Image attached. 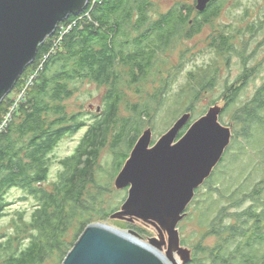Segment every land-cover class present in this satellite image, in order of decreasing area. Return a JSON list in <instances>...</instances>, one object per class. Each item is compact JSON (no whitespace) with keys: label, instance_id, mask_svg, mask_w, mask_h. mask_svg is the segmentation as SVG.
Instances as JSON below:
<instances>
[{"label":"trees","instance_id":"obj_1","mask_svg":"<svg viewBox=\"0 0 264 264\" xmlns=\"http://www.w3.org/2000/svg\"><path fill=\"white\" fill-rule=\"evenodd\" d=\"M92 5L91 2L81 14H71L60 22L72 27L59 46L52 51L59 37L56 31L40 45L35 63L25 69L11 95L0 104L1 122L13 104L15 93L27 84L30 75L43 62L28 86L25 100L0 133V219L6 214L7 206L13 204L7 199L10 189L22 188L27 195L20 199L31 196L35 200L29 216L27 209L16 211L15 223L24 221L27 216L25 229L12 234L0 231V264H47L49 261L62 264L86 226L98 221L95 216L107 220L110 212L113 215L119 211L122 203L113 208H97V199L104 190L97 179L101 152L107 146L111 148L115 157L113 166L119 173L139 137L146 128H152L148 125L156 117L157 105H165L169 76L158 79L160 55L175 41L191 36L198 23L192 15V5L176 4L158 18L150 11L151 0H97ZM223 6L220 0L209 3L207 9L200 12L203 20L196 26L197 30L211 23ZM88 11L92 20L85 17ZM257 28L258 24L252 27L255 31ZM215 47L225 54H239L230 36L221 37ZM241 58L248 63L244 52ZM244 71L246 76L240 85L227 87L223 113L237 102L247 86L251 72L247 68ZM217 76L213 74L204 79L193 73L192 94L181 115L193 111L202 92L214 87ZM80 79L107 87L103 114L95 116L99 118H94L75 151L60 160L61 169L50 186L51 153L55 146L65 136L88 126V122L81 119V113L69 114L65 106V101L75 94V83ZM153 81L159 82L154 92L144 101L128 103L130 113L123 116L125 88ZM251 98L235 114L234 120L244 126L242 132L234 134L233 130L234 141L209 179L197 188L196 197L190 203V207L201 210V224L208 227L203 239L212 235L218 237L212 248L202 240L195 245L193 261L199 264H264V176L249 191L243 192L242 201L234 203L237 209L250 199V206L232 212L228 204L223 203L237 186V176L243 169H238L236 164L241 154L253 157L254 152H259L264 165V82ZM174 101L179 105L178 100ZM166 108L170 115L172 109L169 105ZM174 110L178 116V109ZM186 127L179 137L190 124ZM260 171L264 174L262 169ZM230 174L231 178L223 183ZM202 192L206 195L201 198ZM226 218L235 222L226 223ZM71 229L74 233L68 238ZM138 232L140 237L146 234L140 228ZM231 238H234V247L228 240ZM181 241L185 243L184 239ZM199 253L207 255L208 261L200 260Z\"/></svg>","mask_w":264,"mask_h":264},{"label":"rangeland","instance_id":"obj_2","mask_svg":"<svg viewBox=\"0 0 264 264\" xmlns=\"http://www.w3.org/2000/svg\"><path fill=\"white\" fill-rule=\"evenodd\" d=\"M151 1L152 5L150 11L154 18H158L163 13L170 11L176 4L181 6L192 5V15L194 19L198 21L193 27L194 29L191 28L193 30L191 36H186L175 41L174 44L168 48L167 52L160 55L161 74L158 75V79L168 75L169 85L167 87L168 91L167 97L165 98V105H157L158 109L154 114L156 117L153 123L148 125L154 129L152 137L153 143H156V140L168 131L170 126L173 125L177 118L181 117V113L187 107L188 96L192 94L190 86L194 72L204 79L213 74H217L218 76L214 87H208L206 92H202L194 103L193 111L190 112L191 119L188 121L187 125L193 123L195 119L202 115H205L206 111L214 107V103L217 101L223 106L225 103L223 96L227 91V87L240 85L241 79L246 76V72L244 71L246 68L251 72L248 77V84L239 95L237 102L224 111V113L221 112L222 114L220 116V121L224 125L234 126L232 129L234 130V134L237 131L242 132L244 126L234 120L235 114L245 103L252 99L251 97L264 82V0H220L224 5L223 9L216 18L212 19L211 23L205 24L201 30H197L196 28L199 22L203 20L200 11L196 9L197 0ZM255 24H258L256 31L252 29ZM132 31L136 34L135 28H132ZM223 36H230L233 45L237 51H239L238 55L235 52L225 54L216 49L215 46ZM243 52L249 59L247 64H245L244 59L241 58ZM75 85V94L65 101L66 110L69 114L81 113V119L88 122V126L82 128L73 135L65 136L55 146L51 153L52 161L50 163V179L48 180V185L50 184V186H52L53 182L57 179L61 169L60 160L71 155L75 151L77 144H79L82 137L85 135L87 128L90 127L94 118H99L95 116H101L103 114L105 106L104 96L107 92V87L105 85L100 86L96 84V82L88 79L77 80ZM158 86L159 82L153 81L149 83H140V85L131 88H125L127 96L121 107V114L123 116H128L130 109L127 110L126 105L128 103L133 104L146 100L149 94L154 92V87ZM195 86L198 90L200 89L196 83ZM174 99L179 101V105L176 104ZM154 104H157V102L154 101ZM167 105L172 109L169 111L170 115L167 114L169 110L166 108ZM174 108L178 109V116L175 114ZM232 138L234 141V136ZM261 155L262 154L259 152H254L253 157H244L241 154L240 159L236 163L239 165L237 166L238 169L243 167L242 172L237 176V186L234 188L235 191L229 195L228 199L223 201V203L228 204L232 212L240 211L252 204L250 199L245 200L243 206L236 209L234 203L242 201L241 197H243V192L245 190L249 191L264 176L260 171V169H262L264 172V165L261 163ZM101 156L102 157L99 159L97 179L98 183L104 187V190L99 195L96 203L98 204L97 208L105 207L108 209L117 207L119 204L123 203L129 195V188L117 189L115 186L114 181L115 177L118 175V171L113 166L115 157L109 146L104 148L101 152ZM230 178L231 174L227 176L223 183H226ZM26 195V190L22 188H12L9 190L7 199L13 201V204L7 206L6 214L0 219L1 232L12 234L14 232H21L20 229L23 227L25 229L27 216L24 221H20L19 223H15L16 220L14 221V219L17 215V210L27 209L28 216L31 213L30 211L33 209L35 200L31 196L27 197L25 200L20 199V197ZM205 195L206 193L202 192L200 196L202 198ZM209 203H207L206 206H208ZM219 208H221V206H219L218 209ZM215 209L217 210V208ZM188 212V216H185V221L183 220L179 224L181 239L185 240V243L182 244L186 252H175L174 257H176V259L177 257L180 258L181 262L179 264H199V262L193 261V249L195 245L202 240L205 245L212 248L217 244L218 237L212 235L203 239V236L208 231V227L201 224V210H195V206H191ZM109 215L111 216L107 220H102L99 219L98 216H95L94 218L98 221L94 222H103L114 227L134 230L136 232H138L139 228L143 229L146 231V234L141 236L140 239L142 241L150 242V238L156 237L159 242L165 241L163 248L164 251H168L170 236L169 233L162 228L161 232H159L158 226H153L152 224L144 223L139 220L129 222L124 219H115L112 218L111 212ZM225 222L229 223L235 221L231 218H226ZM73 231L74 229L70 230L68 238L73 235ZM24 237H27L25 232ZM228 240L232 242L231 247H234V238ZM25 241L26 239L24 242ZM198 257H200V260L203 262L208 261V256L205 254L199 253ZM47 264H53V261H49Z\"/></svg>","mask_w":264,"mask_h":264},{"label":"water","instance_id":"obj_3","mask_svg":"<svg viewBox=\"0 0 264 264\" xmlns=\"http://www.w3.org/2000/svg\"><path fill=\"white\" fill-rule=\"evenodd\" d=\"M214 0H197L206 10ZM91 0H0V104L10 94L25 69L35 63L42 43L55 34L60 22L81 14ZM223 106L215 104L194 120L183 113L156 143L153 129H146L130 157L115 177L116 188H129L128 197L115 219L136 220L169 233L165 241L140 239L136 231L93 222L69 250L62 264H178L176 252L184 253L179 224L185 220L197 188L205 184L233 140L232 127L220 121ZM188 260V258H187Z\"/></svg>","mask_w":264,"mask_h":264},{"label":"built area","instance_id":"obj_4","mask_svg":"<svg viewBox=\"0 0 264 264\" xmlns=\"http://www.w3.org/2000/svg\"><path fill=\"white\" fill-rule=\"evenodd\" d=\"M92 4L94 5L95 3H97V0H91ZM90 2V4H91ZM92 5V6H93ZM89 7V6H88ZM85 17H88L90 19H92L91 15H90V12H86L85 13ZM72 27V25H68V26H64L63 24H60L59 25V28H57V35L56 36H59L57 38V40L55 41V45L52 49V51H54V49L56 47L59 46V43L61 42V39L63 38V36L65 35V33H67L69 31V29ZM55 36V37H56ZM43 62L39 65V67H37V70L34 71L30 77H29V80L27 81V84L23 87H21L14 95L13 99V104L10 106V109L9 111L4 115L2 121L0 122V133L2 131H4L8 125L9 122H11V119L13 117V114L14 112L17 111V109L19 108V105L22 101L25 100V97H26V93H27V89H28V86L32 83L33 79H34V76H35V73L40 70V68H42Z\"/></svg>","mask_w":264,"mask_h":264},{"label":"bare ground","instance_id":"obj_5","mask_svg":"<svg viewBox=\"0 0 264 264\" xmlns=\"http://www.w3.org/2000/svg\"><path fill=\"white\" fill-rule=\"evenodd\" d=\"M175 252H176V249H174L173 253L175 254ZM162 253L165 254V253H164V249H163ZM175 258H176V257H175ZM177 260H178L177 262H181L180 258H178V257H177ZM169 264H173V263L170 262ZM178 264H179V263H178Z\"/></svg>","mask_w":264,"mask_h":264},{"label":"clouds","instance_id":"obj_6","mask_svg":"<svg viewBox=\"0 0 264 264\" xmlns=\"http://www.w3.org/2000/svg\"><path fill=\"white\" fill-rule=\"evenodd\" d=\"M191 124H192V123H191ZM191 124H190V125H191ZM153 144H154V143H153ZM117 228H118V227H117ZM119 229H120V228H119ZM140 238H141V237H140ZM181 240H182V239H181Z\"/></svg>","mask_w":264,"mask_h":264}]
</instances>
